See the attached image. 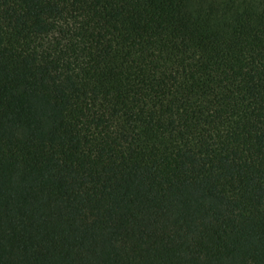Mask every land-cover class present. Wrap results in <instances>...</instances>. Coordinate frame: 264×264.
Listing matches in <instances>:
<instances>
[{"label":"trees","instance_id":"1","mask_svg":"<svg viewBox=\"0 0 264 264\" xmlns=\"http://www.w3.org/2000/svg\"><path fill=\"white\" fill-rule=\"evenodd\" d=\"M0 264H264V0H0Z\"/></svg>","mask_w":264,"mask_h":264}]
</instances>
